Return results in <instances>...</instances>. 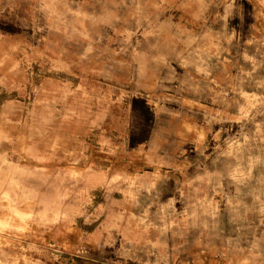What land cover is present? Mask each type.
Wrapping results in <instances>:
<instances>
[{"label": "rangeland", "instance_id": "rangeland-1", "mask_svg": "<svg viewBox=\"0 0 264 264\" xmlns=\"http://www.w3.org/2000/svg\"><path fill=\"white\" fill-rule=\"evenodd\" d=\"M194 1L0 0V264H264V15Z\"/></svg>", "mask_w": 264, "mask_h": 264}, {"label": "crops", "instance_id": "crops-1", "mask_svg": "<svg viewBox=\"0 0 264 264\" xmlns=\"http://www.w3.org/2000/svg\"><path fill=\"white\" fill-rule=\"evenodd\" d=\"M211 2L214 3V4H216V1L215 0H213ZM223 2H224V0H221L220 1V3H223ZM173 3L176 4V5H180V4L181 5L182 4L183 5H190V4H194V3L195 4L196 3H200V2L194 1V0H173ZM224 3H225L224 5L227 6V7L230 6V5H232V4H235V2H232V0H228V1L224 2ZM235 5H237V4H235ZM259 5H261V4L259 3ZM246 7L249 10V14H251L255 20H258L259 15H262V16L264 15V8L263 7L261 8V10H257V8L255 6V3L251 2L250 0H246V1L244 0V2L242 3V6L240 8L237 6V8H236L237 9V14H238L237 15L238 19H241V17L243 16V14H245ZM217 36L222 37L223 36V33L220 31L219 34H217ZM176 56L177 55H175V53H173V54L172 53H170V54L167 53V54H164L163 59H165L166 60V63H167V62H170L171 60H174L176 58ZM29 202H30L29 200H24L22 202V204L20 205V209L23 208Z\"/></svg>", "mask_w": 264, "mask_h": 264}]
</instances>
